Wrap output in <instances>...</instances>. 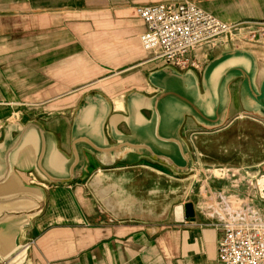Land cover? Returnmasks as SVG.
<instances>
[{
	"label": "crops",
	"instance_id": "obj_1",
	"mask_svg": "<svg viewBox=\"0 0 264 264\" xmlns=\"http://www.w3.org/2000/svg\"><path fill=\"white\" fill-rule=\"evenodd\" d=\"M184 1L0 0V199L43 202L0 223V259L218 264L222 199L251 194L204 173L264 172V41L203 46L199 72L156 68L136 8ZM188 1L264 23V0Z\"/></svg>",
	"mask_w": 264,
	"mask_h": 264
},
{
	"label": "built area",
	"instance_id": "obj_2",
	"mask_svg": "<svg viewBox=\"0 0 264 264\" xmlns=\"http://www.w3.org/2000/svg\"><path fill=\"white\" fill-rule=\"evenodd\" d=\"M136 14L145 26L139 36L140 47L149 62L159 69L199 72L207 64L197 55L203 46L213 47L218 41L230 47L264 41V23L225 24L188 0L138 6ZM262 191L263 188L259 193ZM234 214L232 219L239 217L240 222H228L226 213L224 218L211 224L221 232L217 244L218 264H264V222L252 213ZM0 264H10V261Z\"/></svg>",
	"mask_w": 264,
	"mask_h": 264
},
{
	"label": "rangeland",
	"instance_id": "obj_3",
	"mask_svg": "<svg viewBox=\"0 0 264 264\" xmlns=\"http://www.w3.org/2000/svg\"><path fill=\"white\" fill-rule=\"evenodd\" d=\"M210 170V172L204 173V176L206 178H210L211 180H216L218 182H223L225 186H227L228 188H232L231 190L233 191L236 189H239L242 192L248 190L246 192V195L251 194V196H248L247 198L233 197L230 199H222L221 210L224 213L228 214V222H240L239 217L234 220L232 219L235 218L234 212L262 215L263 218H260V220L264 222V191L259 193L262 188L264 189V172L246 174L245 171L235 172V169L231 167H212L210 168ZM201 176L203 175L199 172L192 174L190 182L193 186H195L197 182L201 180ZM257 188L259 189V191H257ZM259 194L261 197H259Z\"/></svg>",
	"mask_w": 264,
	"mask_h": 264
},
{
	"label": "water",
	"instance_id": "obj_4",
	"mask_svg": "<svg viewBox=\"0 0 264 264\" xmlns=\"http://www.w3.org/2000/svg\"><path fill=\"white\" fill-rule=\"evenodd\" d=\"M164 70H170L172 72H176L170 68H163ZM186 72L187 74L190 73ZM177 73V72H176ZM6 179V175L4 174L2 177H0V182L4 181ZM27 200L32 203V206L30 207H14L11 205H14V203ZM7 206V208H4L0 212V223L5 222L8 219H18V218H23L29 215H34L38 213L42 207H43V202L39 197L34 196L33 194L27 193V194H16L12 195L9 197L1 198L0 199V206ZM185 210V217L187 219H192L194 216L192 205L187 204L184 206ZM10 257V256H9ZM8 258V256L0 259V263L2 261H5Z\"/></svg>",
	"mask_w": 264,
	"mask_h": 264
},
{
	"label": "bare ground",
	"instance_id": "obj_5",
	"mask_svg": "<svg viewBox=\"0 0 264 264\" xmlns=\"http://www.w3.org/2000/svg\"><path fill=\"white\" fill-rule=\"evenodd\" d=\"M122 201V200H121Z\"/></svg>",
	"mask_w": 264,
	"mask_h": 264
}]
</instances>
